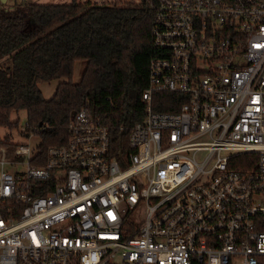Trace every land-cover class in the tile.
<instances>
[{
  "label": "built area",
  "instance_id": "obj_1",
  "mask_svg": "<svg viewBox=\"0 0 264 264\" xmlns=\"http://www.w3.org/2000/svg\"><path fill=\"white\" fill-rule=\"evenodd\" d=\"M143 2L155 55L126 148L85 108L44 159L0 147V264H264V0ZM157 93L184 103L155 112Z\"/></svg>",
  "mask_w": 264,
  "mask_h": 264
},
{
  "label": "trees",
  "instance_id": "obj_2",
  "mask_svg": "<svg viewBox=\"0 0 264 264\" xmlns=\"http://www.w3.org/2000/svg\"><path fill=\"white\" fill-rule=\"evenodd\" d=\"M153 12L138 3L90 0L69 4H0V129L18 128L13 114L25 112V131L39 138L38 154L67 142L74 112L87 109L109 128L113 154L125 149L129 129L144 116L142 94L149 84L155 55ZM86 63L73 84L75 62ZM46 100L39 84L60 81ZM181 96L157 93L155 112L177 111ZM9 147L0 138V147ZM11 147V146H10ZM255 156L246 155L244 158Z\"/></svg>",
  "mask_w": 264,
  "mask_h": 264
},
{
  "label": "rangeland",
  "instance_id": "obj_3",
  "mask_svg": "<svg viewBox=\"0 0 264 264\" xmlns=\"http://www.w3.org/2000/svg\"><path fill=\"white\" fill-rule=\"evenodd\" d=\"M80 3H85L88 0H77ZM107 2H121V3H137L138 0H90L93 4H100ZM18 3H34V4H53V5H61V4H69L71 0H17ZM6 6H10V2L6 4ZM86 63L83 61L75 62L73 75L71 78V82L73 84H78L81 76L83 74V71L85 69ZM62 82L60 81H52L50 83H43L39 84V89L42 93V96L44 99L49 100L55 91V88L57 85ZM18 120V128L12 131L6 130L4 128L0 129V138L7 139L10 143V146L8 148V151H11L14 145L16 144H26L29 143L32 147H35L39 143V138L35 135H30L29 131H25L26 127V116L25 112L21 111L17 115L13 114L11 116V121L15 122Z\"/></svg>",
  "mask_w": 264,
  "mask_h": 264
},
{
  "label": "water",
  "instance_id": "obj_4",
  "mask_svg": "<svg viewBox=\"0 0 264 264\" xmlns=\"http://www.w3.org/2000/svg\"><path fill=\"white\" fill-rule=\"evenodd\" d=\"M1 4H5L6 0H0Z\"/></svg>",
  "mask_w": 264,
  "mask_h": 264
}]
</instances>
